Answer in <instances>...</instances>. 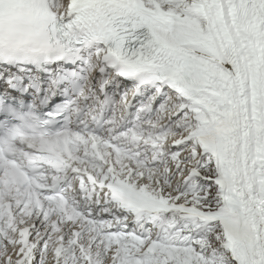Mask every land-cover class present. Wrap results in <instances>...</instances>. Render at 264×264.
Returning a JSON list of instances; mask_svg holds the SVG:
<instances>
[{
    "label": "snow or ice",
    "instance_id": "1",
    "mask_svg": "<svg viewBox=\"0 0 264 264\" xmlns=\"http://www.w3.org/2000/svg\"><path fill=\"white\" fill-rule=\"evenodd\" d=\"M0 264H264V0H0Z\"/></svg>",
    "mask_w": 264,
    "mask_h": 264
}]
</instances>
